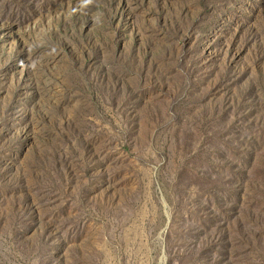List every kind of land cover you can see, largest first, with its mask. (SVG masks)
Here are the masks:
<instances>
[{
    "label": "rangeland",
    "instance_id": "1",
    "mask_svg": "<svg viewBox=\"0 0 264 264\" xmlns=\"http://www.w3.org/2000/svg\"><path fill=\"white\" fill-rule=\"evenodd\" d=\"M0 264H264V0H0Z\"/></svg>",
    "mask_w": 264,
    "mask_h": 264
}]
</instances>
